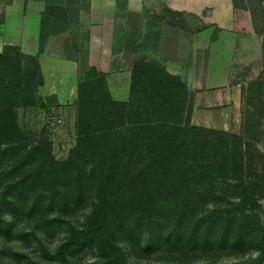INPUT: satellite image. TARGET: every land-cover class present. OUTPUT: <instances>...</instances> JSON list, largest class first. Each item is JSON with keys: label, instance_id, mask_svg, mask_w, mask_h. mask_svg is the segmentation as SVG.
<instances>
[{"label": "trees", "instance_id": "1", "mask_svg": "<svg viewBox=\"0 0 264 264\" xmlns=\"http://www.w3.org/2000/svg\"><path fill=\"white\" fill-rule=\"evenodd\" d=\"M33 1L44 3L37 54L8 44L0 51V147L19 133L12 102L18 99L19 104H29L37 94L36 88L43 84L39 55L46 52V44L52 40L48 54L77 61L81 75L77 85V144L65 162L67 181L74 183L71 196L81 195L84 187L83 170L73 171L79 153L89 159V173L97 182L95 202L82 228L69 231L56 254L64 255L67 250L69 260L88 245L114 247L112 238L119 224L122 226V212L139 219L137 228L146 223L150 234L155 227L157 233L164 230L172 249L189 246L215 250L243 245L253 234L252 218L258 214L259 202H264V167L256 163L253 154L263 156L253 143L264 133L260 120L264 116V0H256V8L249 6L248 0H232L234 8L249 11L255 32L262 36L261 72L249 87L248 96L242 86L241 134L192 125L188 106L191 93L186 84L168 73L158 57H148L149 49L159 47V25L196 33L209 27L200 16L163 5L147 17L143 9L147 33L139 34L135 44L130 97L119 101L111 97L104 72L85 60L82 70V42L88 39L89 29L84 35L78 30L80 14L89 11L90 0ZM12 3L5 0L3 4L6 8ZM117 6L124 10L125 0H117ZM5 8L1 22L5 20ZM219 30L214 27L212 39ZM118 184L126 185L130 202L127 209L115 208L117 202L109 199L113 185ZM15 189L12 185L3 189L0 208L11 206L15 212L26 205V188L19 194ZM37 199L30 205L31 216L39 206ZM64 201L66 205V196ZM100 215L104 217L100 219ZM164 220L173 221L166 230ZM13 225L0 215V232L6 230L7 234ZM258 242L260 249L255 256L231 264H264V234Z\"/></svg>", "mask_w": 264, "mask_h": 264}, {"label": "rangeland", "instance_id": "2", "mask_svg": "<svg viewBox=\"0 0 264 264\" xmlns=\"http://www.w3.org/2000/svg\"><path fill=\"white\" fill-rule=\"evenodd\" d=\"M12 14L1 22L5 0H0V34L11 41H21L31 38L35 29V19L25 18L24 0H14ZM256 8V0L247 2ZM157 9L145 8L144 14L152 17ZM6 11V8H5ZM6 18V17H5ZM197 23L196 19H191ZM197 25H199L197 23ZM88 27L80 24L79 34L84 35ZM77 31V32H78ZM123 27L119 24L115 29L118 45ZM147 30L143 33L146 34ZM74 34L77 32L74 29ZM76 36V35H75ZM52 41V40H50ZM147 41V40H145ZM156 42L151 40V46ZM17 48V46H12ZM48 50L49 41L46 44ZM118 46L114 47V50ZM12 53V51H10ZM152 60L156 59L154 49L148 54ZM80 61L84 69V53L81 52ZM257 68L248 67L241 73L245 95H249V87L257 80L262 63ZM258 70V73L256 71ZM8 71H5V75ZM10 73V70H9ZM59 72L49 64L45 65L43 84L36 88V96L29 100V104H19V100L12 102L14 122L19 133L11 136V142L0 147V193L12 185L19 194L26 188V205L13 212L11 206L0 208V215L5 221H13L10 232H0V264H231L239 263L250 256H255L260 247L258 240L264 234V202L260 201L257 216L252 218V236L243 245L209 250L208 247H168L164 230L157 233V229H148L147 224L137 228L136 216L122 212V226L115 230L112 241L114 247H83L73 257L57 255L60 244L67 238L69 231L81 229L86 215L93 207L96 197V177L89 173L91 165L89 159L82 154L76 157L73 171L81 169L84 187L81 195L71 196L74 183L67 181V158L75 152L77 144V116L78 92L71 91V86L60 80ZM8 78V77H7ZM81 79L78 75L77 85ZM60 88L56 95L53 85ZM138 89V88H137ZM74 97H70L73 95ZM88 96V89L86 90ZM59 97L61 100H59ZM112 97V96H111ZM130 97L124 101H127ZM264 102V96L262 97ZM264 129V116L260 118ZM193 125V124H192ZM213 129V128H209ZM220 130V129H216ZM226 131V130H225ZM235 134L242 133V113L235 125ZM263 156L254 153L255 160L260 167H264V133L259 135L258 142L253 143ZM254 151V150H253ZM73 172V173H74ZM109 199H114L115 208H128L129 201L126 185H113ZM68 193V205H67ZM66 196V205L63 201ZM38 197L39 206L32 214H28L34 198ZM128 211V210H126ZM100 219L104 215L99 216ZM173 221H162L165 230ZM3 229V228H2ZM5 229V228H4ZM149 235L152 238L148 245ZM165 239V242H164ZM80 249V247H76ZM64 257V258H63Z\"/></svg>", "mask_w": 264, "mask_h": 264}, {"label": "crops", "instance_id": "3", "mask_svg": "<svg viewBox=\"0 0 264 264\" xmlns=\"http://www.w3.org/2000/svg\"><path fill=\"white\" fill-rule=\"evenodd\" d=\"M119 10L117 0H90L88 12H81L80 24H86L89 37L82 42L85 63L106 75L109 92L114 100L124 101L130 92L131 71L135 59V44L146 29L143 9L166 5L173 10L194 13L209 25L196 33L159 25V47L155 55L165 70L177 75L186 84L191 98L190 123L205 128L234 131L240 120L243 70L259 68L262 58V36L255 32L249 11L234 8L232 0H125ZM15 1L6 7L5 20L12 14ZM264 6V3H263ZM42 1L29 0L25 18L35 19L31 38L8 40L0 34V51L5 44L16 45L22 52L35 55ZM122 25V41L116 42L115 29ZM214 27L220 30L212 39ZM51 41H49V47ZM118 46L116 50L114 47ZM152 49H149V54ZM41 71L49 64L59 73L60 80L76 93L79 63L46 52L39 55ZM258 73V70L256 71ZM59 85H53L56 95ZM71 95L70 97H74ZM59 100L61 98L59 97Z\"/></svg>", "mask_w": 264, "mask_h": 264}]
</instances>
